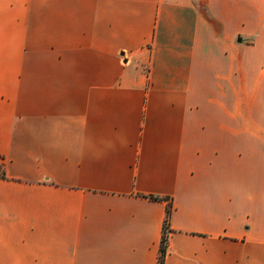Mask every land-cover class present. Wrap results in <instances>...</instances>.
Segmentation results:
<instances>
[{"label": "crops", "instance_id": "1", "mask_svg": "<svg viewBox=\"0 0 264 264\" xmlns=\"http://www.w3.org/2000/svg\"><path fill=\"white\" fill-rule=\"evenodd\" d=\"M167 205L163 264H264V0H0V264H156Z\"/></svg>", "mask_w": 264, "mask_h": 264}, {"label": "trees", "instance_id": "2", "mask_svg": "<svg viewBox=\"0 0 264 264\" xmlns=\"http://www.w3.org/2000/svg\"><path fill=\"white\" fill-rule=\"evenodd\" d=\"M151 198H158V197H154V196H150ZM170 213V205H167L166 207V214H165V219H164V223H163V232L161 235V240H160V244H159V248H158V256H157V261L156 264H163L164 261V256H165V251H166V240H167V217Z\"/></svg>", "mask_w": 264, "mask_h": 264}]
</instances>
